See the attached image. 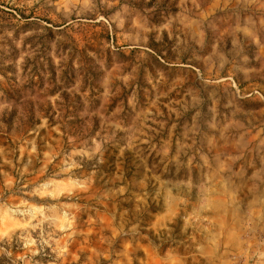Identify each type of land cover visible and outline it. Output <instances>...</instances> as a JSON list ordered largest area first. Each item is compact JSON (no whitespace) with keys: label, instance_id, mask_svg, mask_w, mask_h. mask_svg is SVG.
Masks as SVG:
<instances>
[{"label":"rangeland","instance_id":"1","mask_svg":"<svg viewBox=\"0 0 264 264\" xmlns=\"http://www.w3.org/2000/svg\"><path fill=\"white\" fill-rule=\"evenodd\" d=\"M3 259L264 264V0H0Z\"/></svg>","mask_w":264,"mask_h":264},{"label":"trees","instance_id":"2","mask_svg":"<svg viewBox=\"0 0 264 264\" xmlns=\"http://www.w3.org/2000/svg\"><path fill=\"white\" fill-rule=\"evenodd\" d=\"M35 117L36 116H34V114L31 115L30 121H32V123L34 122ZM0 264H11V263L7 259H3V260H0Z\"/></svg>","mask_w":264,"mask_h":264}]
</instances>
